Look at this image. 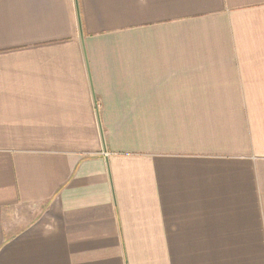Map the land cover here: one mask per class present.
I'll list each match as a JSON object with an SVG mask.
<instances>
[{"label": "crops", "instance_id": "1", "mask_svg": "<svg viewBox=\"0 0 264 264\" xmlns=\"http://www.w3.org/2000/svg\"><path fill=\"white\" fill-rule=\"evenodd\" d=\"M0 264H264V0H0Z\"/></svg>", "mask_w": 264, "mask_h": 264}]
</instances>
